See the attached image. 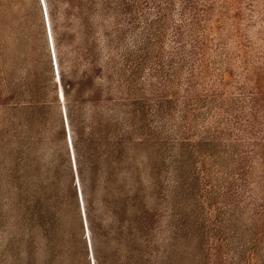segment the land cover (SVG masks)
Masks as SVG:
<instances>
[{
    "label": "rangeland",
    "instance_id": "1",
    "mask_svg": "<svg viewBox=\"0 0 264 264\" xmlns=\"http://www.w3.org/2000/svg\"><path fill=\"white\" fill-rule=\"evenodd\" d=\"M43 5L72 140L123 139L128 264H264V0H0V264H65L34 216L69 161Z\"/></svg>",
    "mask_w": 264,
    "mask_h": 264
},
{
    "label": "trees",
    "instance_id": "2",
    "mask_svg": "<svg viewBox=\"0 0 264 264\" xmlns=\"http://www.w3.org/2000/svg\"><path fill=\"white\" fill-rule=\"evenodd\" d=\"M43 8L44 10L47 9L44 5ZM48 38L50 39L49 33ZM84 44L86 45L85 48L91 52V45L87 42ZM50 46L52 47L51 41ZM52 53L51 51V60H53ZM61 115L69 161H66L65 150H63V157L58 158L57 168L59 169L56 168V163L52 164L54 170L51 177L54 182L60 180L59 171L60 167L63 166L65 174H63L62 186L52 190L49 198L50 203L46 209L43 210L42 205L36 203L35 223L43 229L48 245L60 246L61 256L65 264H128L126 256V190L123 191L122 189V192L116 195V190L111 185L110 165L108 162L105 166L101 164L102 156L112 160L111 144H116L119 148L123 145V139L117 137L115 131H109L108 134L97 132L92 125L93 122H91L87 126V135L82 138V143L78 146L76 139L72 140L70 131L72 124L70 123L69 126L67 112V128L62 112ZM67 132L70 136V144L67 139ZM102 145H104L103 148H101ZM118 148L117 152L119 151ZM56 150V148L51 150L52 162L55 161ZM101 169H105L104 171L107 173L104 182L109 186L108 188L112 189L113 195L115 193L112 198L109 194L108 197L106 195L104 198L97 196L96 184L98 179H96V175ZM78 188L81 193L80 198ZM69 214L71 221L65 222L64 218ZM120 228L125 229V234ZM122 251L123 253H121Z\"/></svg>",
    "mask_w": 264,
    "mask_h": 264
},
{
    "label": "bare ground",
    "instance_id": "3",
    "mask_svg": "<svg viewBox=\"0 0 264 264\" xmlns=\"http://www.w3.org/2000/svg\"><path fill=\"white\" fill-rule=\"evenodd\" d=\"M45 6V5H44ZM45 15H47V11L45 9ZM46 20H47V30H48V33H49V37H50V41H51V44H52V52H53V57H54V63H55V68H56V73H54V76L56 77V79L58 80V92H59V98L60 100H62V103L64 102V96H63V92H62V88H61V84H60V77H59V72H58V67H57V63H56V57H55V52H54V49H53V42H52V36H51V32H50V27H49V23H48V18L46 16Z\"/></svg>",
    "mask_w": 264,
    "mask_h": 264
},
{
    "label": "water",
    "instance_id": "4",
    "mask_svg": "<svg viewBox=\"0 0 264 264\" xmlns=\"http://www.w3.org/2000/svg\"><path fill=\"white\" fill-rule=\"evenodd\" d=\"M47 28H48V26H47ZM53 54V53H52ZM53 61H54V57H53ZM55 72H56V68H55ZM64 111V110H63ZM63 116H64V119H65V125H66V128H67V122H66V116L64 115V112H63ZM67 139H68V142H69V144H70V136H69V134H68V132H67ZM71 158H72V160H73V156H72V154H71ZM76 182H77V177H76ZM78 186V185H77ZM78 194H79V198H80V195H81V193H80V190H79V188H78ZM83 220H84V223H85V219H84V214H83Z\"/></svg>",
    "mask_w": 264,
    "mask_h": 264
}]
</instances>
